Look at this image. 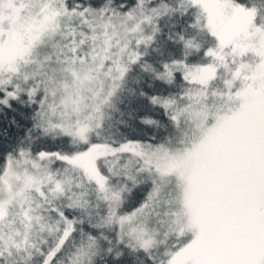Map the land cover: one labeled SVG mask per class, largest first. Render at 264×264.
<instances>
[{"label":"snow or ice","instance_id":"1","mask_svg":"<svg viewBox=\"0 0 264 264\" xmlns=\"http://www.w3.org/2000/svg\"><path fill=\"white\" fill-rule=\"evenodd\" d=\"M0 264H264V0H0Z\"/></svg>","mask_w":264,"mask_h":264}]
</instances>
